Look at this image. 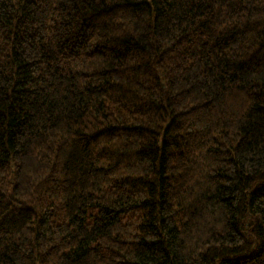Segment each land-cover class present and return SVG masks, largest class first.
Here are the masks:
<instances>
[{
    "label": "trees",
    "instance_id": "1",
    "mask_svg": "<svg viewBox=\"0 0 264 264\" xmlns=\"http://www.w3.org/2000/svg\"><path fill=\"white\" fill-rule=\"evenodd\" d=\"M0 264H264V0H0Z\"/></svg>",
    "mask_w": 264,
    "mask_h": 264
}]
</instances>
